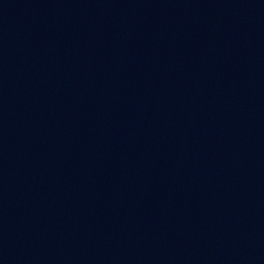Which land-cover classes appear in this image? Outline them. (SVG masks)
I'll return each instance as SVG.
<instances>
[{
    "label": "water",
    "instance_id": "95a60500",
    "mask_svg": "<svg viewBox=\"0 0 264 264\" xmlns=\"http://www.w3.org/2000/svg\"><path fill=\"white\" fill-rule=\"evenodd\" d=\"M0 264H264V0H0Z\"/></svg>",
    "mask_w": 264,
    "mask_h": 264
}]
</instances>
